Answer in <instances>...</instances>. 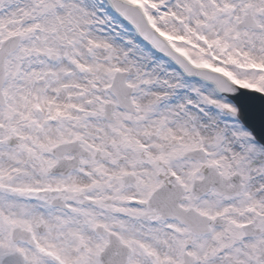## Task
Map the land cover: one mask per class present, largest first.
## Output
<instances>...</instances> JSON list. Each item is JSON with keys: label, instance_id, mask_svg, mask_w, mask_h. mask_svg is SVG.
Listing matches in <instances>:
<instances>
[{"label": "snow or ice", "instance_id": "6c2138e0", "mask_svg": "<svg viewBox=\"0 0 264 264\" xmlns=\"http://www.w3.org/2000/svg\"><path fill=\"white\" fill-rule=\"evenodd\" d=\"M0 264H264V0H0Z\"/></svg>", "mask_w": 264, "mask_h": 264}]
</instances>
